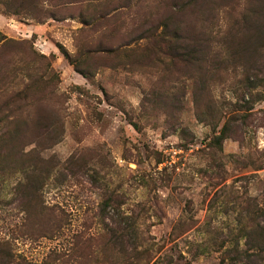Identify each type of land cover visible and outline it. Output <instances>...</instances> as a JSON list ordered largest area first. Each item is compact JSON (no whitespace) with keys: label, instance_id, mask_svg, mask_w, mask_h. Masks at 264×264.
<instances>
[{"label":"rangeland","instance_id":"obj_1","mask_svg":"<svg viewBox=\"0 0 264 264\" xmlns=\"http://www.w3.org/2000/svg\"><path fill=\"white\" fill-rule=\"evenodd\" d=\"M0 31V137L16 115L63 123L7 137L9 264H109L110 195L173 264H220L264 226V0H0ZM210 103L219 129L234 116L222 150ZM37 154L54 168L30 217L17 160Z\"/></svg>","mask_w":264,"mask_h":264},{"label":"trees","instance_id":"obj_2","mask_svg":"<svg viewBox=\"0 0 264 264\" xmlns=\"http://www.w3.org/2000/svg\"><path fill=\"white\" fill-rule=\"evenodd\" d=\"M197 1L198 0H195V2ZM3 39H5V35L0 31V41ZM114 51V49H107L105 52L111 53ZM65 54L73 64L74 62L71 57L67 53ZM77 70L83 76L87 77L88 73L86 71L79 68H77ZM262 81L264 82V80ZM254 85L258 84L255 83ZM208 108L212 112V123H214V134L210 143L214 148L222 150L224 140L229 137L228 128L234 116L228 117L219 129V124L226 115L221 114L220 116L219 109L212 106L211 103ZM12 128H14V131H6L2 133V137H0V177L7 171L4 164L8 162L9 156H12L13 153V149L12 153L10 151V154L7 151L9 147L7 137L11 136L13 139L14 136L28 134L31 136L33 142L36 141L34 139H39L43 136L54 138V134L51 135L52 132L57 131L58 135H62L63 123L59 120L57 123L43 126L40 123L28 121L20 115H16ZM29 153L30 152H23L21 155L24 157L28 156ZM20 161L21 159L17 160L19 167L18 172L23 176L21 184H23V180L25 183L18 189L22 192V201L25 204L24 209L31 217L38 213L37 207L41 201V191L47 180L51 178L54 165L51 166L48 162L44 161V158L39 154L28 157L25 162ZM116 201L113 196L110 195L102 204L103 212H106L108 207H112L116 209L117 213L121 214L120 220L116 222L115 226H108L107 230L100 235L105 245V260L109 261V264H173L172 257L159 256L155 258L154 250L149 244L145 231L139 223V216L133 213L127 214V212L122 209L124 205L123 202ZM51 225L52 224L48 225V229L51 228ZM241 231L244 234L239 235V237L235 238V241L232 242L235 243L236 247L223 251L220 264H255L257 261L264 260V226L254 227L251 232L245 230V228H242ZM243 237L246 238L245 242H243V245H247L246 249H243V246H241V239H243ZM200 246L203 247L202 253H205L206 250H204V245L202 244ZM10 257L11 254L5 243L4 245L0 243V264H9L12 261Z\"/></svg>","mask_w":264,"mask_h":264},{"label":"crops","instance_id":"obj_3","mask_svg":"<svg viewBox=\"0 0 264 264\" xmlns=\"http://www.w3.org/2000/svg\"><path fill=\"white\" fill-rule=\"evenodd\" d=\"M32 30H36L37 29V26L34 25V28L33 26H31Z\"/></svg>","mask_w":264,"mask_h":264}]
</instances>
